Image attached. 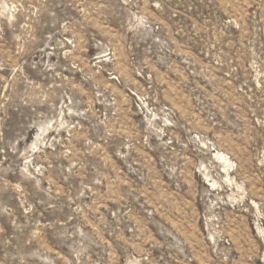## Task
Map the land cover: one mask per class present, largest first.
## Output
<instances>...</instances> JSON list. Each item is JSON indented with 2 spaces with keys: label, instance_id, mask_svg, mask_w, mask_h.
Returning a JSON list of instances; mask_svg holds the SVG:
<instances>
[{
  "label": "rangeland",
  "instance_id": "rangeland-1",
  "mask_svg": "<svg viewBox=\"0 0 264 264\" xmlns=\"http://www.w3.org/2000/svg\"><path fill=\"white\" fill-rule=\"evenodd\" d=\"M0 264H264V0H0Z\"/></svg>",
  "mask_w": 264,
  "mask_h": 264
}]
</instances>
